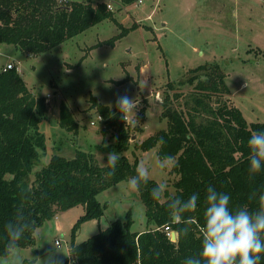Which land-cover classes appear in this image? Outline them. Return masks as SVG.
Returning a JSON list of instances; mask_svg holds the SVG:
<instances>
[{"label": "trees", "instance_id": "1", "mask_svg": "<svg viewBox=\"0 0 264 264\" xmlns=\"http://www.w3.org/2000/svg\"><path fill=\"white\" fill-rule=\"evenodd\" d=\"M133 4L138 0H121ZM107 0H0V42L12 43L22 51L38 55L82 33L105 19H114ZM121 32L116 37H122ZM111 40V39H110ZM227 73L219 63L199 65L178 82L170 81L164 90L161 118L167 126L148 136L138 147L146 151L159 146L158 155L176 158L173 169L179 175L175 193L165 190L156 201L151 189L158 181L150 178L141 185L146 217L151 228L132 230L133 213L116 218L108 227L76 242L83 223L101 219L105 213L98 195L107 188L134 176L139 159L131 162L125 151L131 144V124L117 108L93 98V106L104 118L103 133L113 132L108 148L120 159L114 175L110 167L99 163L92 152L79 150L73 158L54 154L34 179L39 147L44 135L40 124L47 115L44 96H36L18 67L0 71V257L6 253L8 234L5 225L25 226L18 242L21 248L35 244L37 227L53 219L60 211L79 204L86 207L71 229V254L54 264H184L186 257H199L200 227L204 223V195L207 186L231 196L230 207L256 212L264 197V167L259 172L249 166L247 146L255 131L264 130V122H249L240 107L225 98L231 93ZM191 86L185 91V86ZM60 125L78 131L69 105L60 103ZM163 138L164 144L158 141ZM200 195L197 208L178 213L169 204L175 199ZM190 217L187 236L183 224L171 215ZM178 234L172 240L166 227ZM29 261L24 260L22 264ZM200 264H205L201 259ZM261 264H264L262 259Z\"/></svg>", "mask_w": 264, "mask_h": 264}, {"label": "rangeland", "instance_id": "2", "mask_svg": "<svg viewBox=\"0 0 264 264\" xmlns=\"http://www.w3.org/2000/svg\"><path fill=\"white\" fill-rule=\"evenodd\" d=\"M71 0H58L69 3ZM114 19H105L82 33L38 55L12 43L0 42V71L15 63L28 87L44 96L47 115L40 130L44 135L40 157L31 178L54 154L73 158L79 150L92 152L106 165L113 132L103 133L104 118L93 106L98 101L116 108L119 95L136 99V113L129 115L131 144L125 151L131 162L139 159L150 167V178L167 184L175 193L178 174L173 166L161 169L159 146L142 150L138 143L167 126L161 118L164 90L199 65L219 63L227 73L231 93L225 96L241 108L249 122H264V0H143L124 4L107 0ZM121 32L122 37H116ZM111 39V40H110ZM190 91L191 86L184 87ZM65 101L78 131L60 125V103ZM107 144L105 148L103 145ZM176 158H174V163ZM129 179V178H128ZM125 179L98 198L104 206L101 225L133 213L132 230L151 228L139 190H130ZM71 216L51 219L37 227L29 251L31 264H54L67 257L71 247ZM100 230L99 220L87 221L78 231L81 242ZM56 239L62 245H56ZM0 264H12L7 256Z\"/></svg>", "mask_w": 264, "mask_h": 264}, {"label": "clouds", "instance_id": "3", "mask_svg": "<svg viewBox=\"0 0 264 264\" xmlns=\"http://www.w3.org/2000/svg\"><path fill=\"white\" fill-rule=\"evenodd\" d=\"M115 106L126 122L128 116L135 114L138 108L136 99L127 93L117 97ZM158 142L164 144L163 138L161 137ZM103 146L108 147L107 144ZM247 146L251 157L250 169L259 172L264 167V130L255 131L249 137ZM119 159L117 153L112 151L107 153L106 163L111 169L108 175L115 174ZM173 164L174 158L165 155L161 158L159 166L161 169H166ZM135 173L127 181L129 189L133 191L139 190L141 185H147L150 179V167L140 162ZM166 188V183H158L151 189L152 198L159 201L164 196ZM200 199L199 194L192 193L187 199L171 201L169 207L176 208L178 213H190L197 208ZM230 202V194L217 191L211 185L207 186L204 195V223L200 227L199 257H186L184 264H200L201 259L205 264H261L264 259V203L259 211L253 212L244 207L233 210ZM170 215L177 223L184 225L180 231L187 236L191 218L186 215ZM5 228L8 234L5 251L11 256L12 264H22L18 242L24 236L25 226H14L9 222Z\"/></svg>", "mask_w": 264, "mask_h": 264}, {"label": "crops", "instance_id": "4", "mask_svg": "<svg viewBox=\"0 0 264 264\" xmlns=\"http://www.w3.org/2000/svg\"><path fill=\"white\" fill-rule=\"evenodd\" d=\"M85 210H86V207H85V205H83V204H79V205H77V206H74V207H72V208H70V209H68V210H65V211H60L59 213H57V215L53 218V219H55V220H59L64 214H69L70 216H71V225H72V227H73V225L75 224V222L77 221V219L82 215V214H84L85 213ZM93 220H95V219H93ZM90 221H92V220H90ZM84 224V223H83ZM83 224H82V226H83ZM99 224H100V229H104V228H106L104 225H101V219H99ZM82 226H81V228H82ZM108 227V226H107ZM141 231H143V230H141ZM78 235V234H77ZM77 241V240H76ZM78 243V242H77ZM31 247L32 246H30V247H26V248H21V255H22V262L26 259V260H28L29 262L27 263V264H31V263H33L34 261H35V259L34 258H32L31 256H30V253H29V251L31 250ZM71 254V251L69 250V255ZM68 255V256H69ZM7 259L12 263V260H11V256L9 255V256H7Z\"/></svg>", "mask_w": 264, "mask_h": 264}, {"label": "built area", "instance_id": "5", "mask_svg": "<svg viewBox=\"0 0 264 264\" xmlns=\"http://www.w3.org/2000/svg\"><path fill=\"white\" fill-rule=\"evenodd\" d=\"M137 2L138 3H142L143 0H138ZM13 67H15V63L9 62L6 66H4V69L6 70V69L13 68ZM99 118L102 119L103 118L102 115H99ZM166 229L168 230L167 233L171 237V239L172 240H177V238H178L177 232H175L174 230L170 229L169 226H167ZM55 243H56V245L61 246L62 245V240L61 239H56Z\"/></svg>", "mask_w": 264, "mask_h": 264}, {"label": "water", "instance_id": "6", "mask_svg": "<svg viewBox=\"0 0 264 264\" xmlns=\"http://www.w3.org/2000/svg\"><path fill=\"white\" fill-rule=\"evenodd\" d=\"M19 255L21 257V260H22V255H21V247L19 246Z\"/></svg>", "mask_w": 264, "mask_h": 264}]
</instances>
